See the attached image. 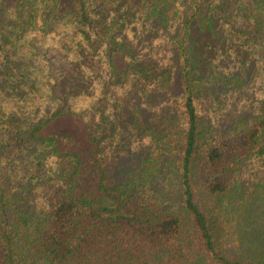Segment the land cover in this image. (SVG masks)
Returning <instances> with one entry per match:
<instances>
[{"label": "trees", "instance_id": "16d2710c", "mask_svg": "<svg viewBox=\"0 0 264 264\" xmlns=\"http://www.w3.org/2000/svg\"><path fill=\"white\" fill-rule=\"evenodd\" d=\"M263 174L264 0H0V264H264Z\"/></svg>", "mask_w": 264, "mask_h": 264}, {"label": "rangeland", "instance_id": "374dc122", "mask_svg": "<svg viewBox=\"0 0 264 264\" xmlns=\"http://www.w3.org/2000/svg\"><path fill=\"white\" fill-rule=\"evenodd\" d=\"M59 52L56 51H49L47 54L48 58L51 60V62L58 66L62 67L64 72L70 76L72 74H75L73 70L69 69L66 67V65L62 62V60L58 57ZM115 60V66L117 69H122L124 66V60L119 57L118 55L114 56ZM65 90H68V86L65 85ZM220 107L215 106L214 111L215 113L212 115H217L220 114L222 115V110H219ZM64 134L68 137V140L65 142H61L58 144L59 149H61L63 152H74L78 154L83 160L85 161L86 165H89L88 161V155L87 153L91 149V143L89 140V135L87 133L85 124L81 121L80 118L73 116L71 114H62L56 118H54L49 124H47L42 130L41 134L43 136H52L53 134ZM90 171V170H89ZM88 173V172H87ZM87 175L90 176V173ZM264 176V174L262 175ZM90 179L91 176H90ZM85 187H92L91 180L90 182H85L82 185V188L84 189ZM235 219L238 217L236 214ZM240 223V222H239ZM238 222L235 220L233 222V225H237ZM242 227V225H241Z\"/></svg>", "mask_w": 264, "mask_h": 264}]
</instances>
